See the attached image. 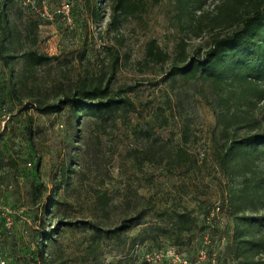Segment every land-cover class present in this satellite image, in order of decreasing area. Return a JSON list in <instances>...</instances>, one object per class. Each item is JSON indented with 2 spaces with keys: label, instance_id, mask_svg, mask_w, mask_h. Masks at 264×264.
<instances>
[{
  "label": "rangeland",
  "instance_id": "obj_1",
  "mask_svg": "<svg viewBox=\"0 0 264 264\" xmlns=\"http://www.w3.org/2000/svg\"><path fill=\"white\" fill-rule=\"evenodd\" d=\"M65 1L69 18L61 12ZM89 1L97 18L84 0H29L26 6L15 0L7 10L12 32L5 54L14 59L4 67L0 58V206L12 219L9 229L0 219L6 264H35L40 248L51 264H144L142 251L170 243L159 227L180 210H192L198 219L191 242L180 248L186 258L195 260L203 249V264H233L227 249L231 223L221 215L217 228L209 229L202 214L217 203L222 179L212 161L217 95L197 79L165 78L174 62L198 60L214 36L232 30L213 21L225 0H195L186 8L180 0H141L137 14L111 25L110 0ZM150 40L168 55L166 61L147 59ZM27 50L55 58L29 72ZM115 54L118 63L112 66ZM95 79L108 81L133 107L107 120L83 115L76 121L68 108L58 114L38 111L36 102H55L79 81ZM157 108L164 110L167 125H155ZM255 112L264 114V101ZM150 134L184 146L195 167L183 171L143 160L162 152L150 146ZM40 183L46 189L34 201L32 188ZM98 193L106 194L107 205L98 204ZM124 219L133 225L113 236H94L83 224L108 231ZM58 220L80 223L40 241Z\"/></svg>",
  "mask_w": 264,
  "mask_h": 264
},
{
  "label": "trees",
  "instance_id": "obj_2",
  "mask_svg": "<svg viewBox=\"0 0 264 264\" xmlns=\"http://www.w3.org/2000/svg\"><path fill=\"white\" fill-rule=\"evenodd\" d=\"M14 1L0 0V58L4 67H8L14 59V56L5 54L4 46L5 40L11 37L12 28L7 10ZM180 1L181 8H186L187 4L195 0ZM223 3L213 21L226 22L232 30L214 36L198 60L185 65L174 62L165 73V78L174 81L180 77L184 82L197 79L209 84L215 91L221 107L217 112L216 127L211 134L212 161L222 179L218 182L217 203L211 210L207 208L202 211V214L205 220H210L207 224L209 229L217 228L221 215L231 223L227 249L233 264H264V114L257 115L255 112L256 105L264 101V0H225ZM84 4L93 17L97 18L98 12L90 1L84 0ZM142 6L141 0H110L111 19L108 25L120 18L137 14ZM36 27L37 24L34 23L33 31ZM23 56L29 72L55 58L35 50H27ZM146 57L156 62L168 59V55L153 40L147 43ZM111 63L112 66L118 63L117 54L113 56ZM133 105L128 97L112 91L109 82L101 79L79 81L69 91H63L55 102H36L38 111L44 114H58L68 108L70 118L76 121L83 115L105 117L104 120L115 118L119 111L129 110ZM157 111L158 122L155 125H167L164 110L157 108ZM148 140L150 146L162 152L154 156L145 154L142 156L143 160L183 171L195 167L196 159L184 146L174 147L162 143L152 134L148 135ZM186 141L187 138L184 137V142ZM203 157L202 154L201 158ZM62 172L65 175V171ZM45 189L46 186L42 183L34 185L32 199L37 201L41 191ZM96 198L98 204H108L105 193H98ZM166 213L162 212L160 215ZM132 221L134 222L132 219H124L120 225L108 231L100 230L97 224H83L87 225L85 228L94 231V236H100V232L113 236L128 230L133 225ZM79 223L58 220L56 227L50 233L42 234L40 241L50 239L51 231L55 232L63 226H78ZM196 228L198 219L192 210L174 211L165 226L159 227L160 232L168 236L170 243L153 251H142V262L150 264L143 259L145 253L173 246L184 257L185 264H203L207 255L205 250H198L197 258L190 260L180 249L191 242L190 234ZM140 248V244L136 243L132 249L137 253L141 251ZM43 253L44 249L40 248V260L34 261L35 264H51L43 257ZM160 264L170 263L163 261Z\"/></svg>",
  "mask_w": 264,
  "mask_h": 264
},
{
  "label": "built area",
  "instance_id": "obj_3",
  "mask_svg": "<svg viewBox=\"0 0 264 264\" xmlns=\"http://www.w3.org/2000/svg\"><path fill=\"white\" fill-rule=\"evenodd\" d=\"M22 5L26 6L29 3V0H21ZM62 14L69 18V12L71 6L68 1L62 3L61 6ZM49 17V16H47ZM202 155V154H201ZM0 219L3 220L4 227L9 229L12 226V219L6 215L4 209L0 206ZM0 242H1V234H0ZM143 259L150 264H160L163 261H167L170 264H185L186 260L184 257L173 247L166 246L159 251H154L150 253H145ZM0 264H6V260L3 256L1 246H0Z\"/></svg>",
  "mask_w": 264,
  "mask_h": 264
}]
</instances>
